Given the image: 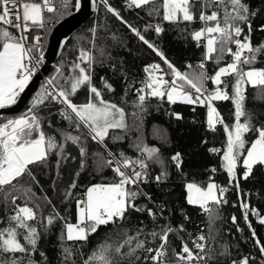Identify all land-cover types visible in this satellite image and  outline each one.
Returning a JSON list of instances; mask_svg holds the SVG:
<instances>
[{
  "label": "trees",
  "instance_id": "trees-1",
  "mask_svg": "<svg viewBox=\"0 0 264 264\" xmlns=\"http://www.w3.org/2000/svg\"><path fill=\"white\" fill-rule=\"evenodd\" d=\"M76 2L77 0H67V7L52 12L48 17H54L57 21L70 13ZM202 2L203 0H197L194 5V22L174 23L162 19V0H153L140 8L131 6L128 0H108L110 6L126 22L124 23L108 12L101 0H96L93 15L68 37L61 53L47 72L49 80L56 77L58 84H64V77L71 74L73 63L78 62V55L87 51L93 58L90 65L92 86L101 92L103 100L124 110L127 128L110 129L103 144L87 136H82L80 144H74L63 137L68 134L82 135L85 130H77L75 124H70L61 115L62 111L67 110L66 106L50 98L36 106L34 111L40 118L46 136H53L58 143H63L62 157L57 156L54 150L46 163L30 166L36 182L27 176L20 181L24 187H31L34 195L27 201L22 197L17 203L23 206L27 202L33 208L39 206L36 220L30 222L40 235L37 249L31 257L36 264H85L102 247H108L107 256L111 264H147L152 261L154 253H149L146 249H156L161 243L159 237H154L152 233L160 234L166 228L171 229L166 245L165 259L168 264H176L173 252H179L184 244L199 251L194 246L195 242L205 245L204 251L200 253L205 257V264H233V261L239 262L243 258H247L249 264H264V255H261L256 243L258 240L260 245H264V223L260 222L264 219V164H255L245 179L246 169L242 159H238L235 178L231 182L222 166L227 139L225 126L230 127L236 122L232 101L213 102L224 121L223 124H217L215 130L207 124L206 106L180 100L169 103L166 98L150 97L144 102L140 118L133 115L139 111L136 107L139 103L137 89L143 87V82L148 78L144 68L159 64L166 80H171L172 76L160 56L144 44L131 28H135L151 42L181 73H199L201 69L198 65L203 61V71L211 76L219 66L231 60L226 54L219 65L215 59L205 61V47L192 39L191 33L204 26L199 21ZM243 2L248 5L250 12L255 13L254 16H249L251 43L253 46L264 44V31L261 30L264 25V0ZM154 9L158 11H153ZM212 10L215 9L205 11L210 14ZM156 25L162 28L159 34L155 32ZM242 27L244 35H247L248 27ZM9 31L19 35L15 29L9 28ZM240 39L243 40V35ZM230 47L235 50L234 45ZM81 66L89 68L86 63H81ZM251 67L264 68V54H258ZM58 69L63 75L58 73ZM223 79L226 80L227 91L231 95L233 78L229 76ZM105 82L111 85V91L104 86ZM204 86L208 91L216 87L211 81H205ZM44 92L41 81L22 110L0 115V124L28 114L37 98L44 97ZM89 98L87 86H82L71 97L78 105L87 103ZM243 107L247 117H241V122L250 118L253 129L264 127V88L245 85ZM244 136L247 148L257 137V133L250 131ZM137 144L143 148L156 149V157L148 159L146 155H142ZM81 146L85 148L84 156L80 154ZM213 149L218 151H212ZM120 153L131 160L145 159L147 163L143 179L137 185L128 186L132 191L140 193L134 203L136 208L143 211L130 208L124 219L100 226L84 241H68L63 220H56L47 226V230L41 226L46 223L45 217L52 214L53 206L59 216L66 218L68 222H75L76 202L85 199L87 188L92 184H105L117 179L112 171L113 167L107 161L112 154L119 159ZM177 153L180 154L179 168L171 159ZM162 172L166 175L157 181L156 177ZM209 180H214L226 191L221 203L210 202V208L206 211L199 204L188 203L186 184L196 182L205 185ZM73 183L75 187H71ZM242 203L249 205L247 221L241 208ZM13 209L14 205L10 200L6 204L0 194V228L8 226L7 218L14 214ZM149 209L153 213L151 216ZM233 217L236 218L235 222ZM200 236L205 239L199 241ZM130 238L131 243H125ZM140 241L144 243V247L137 248L136 244ZM117 247H121V254L116 253ZM65 248L71 250V256L66 257ZM130 249L135 251L127 255ZM41 253L44 254L43 257ZM16 255L21 257L23 264H28L25 254ZM91 264L102 262L92 261Z\"/></svg>",
  "mask_w": 264,
  "mask_h": 264
},
{
  "label": "snow or ice",
  "instance_id": "snow-or-ice-1",
  "mask_svg": "<svg viewBox=\"0 0 264 264\" xmlns=\"http://www.w3.org/2000/svg\"><path fill=\"white\" fill-rule=\"evenodd\" d=\"M128 2L131 6L140 8L152 3L153 0H128ZM196 2L197 0H162V19L174 23L194 22L196 18L194 5ZM63 3L64 7H67V0H63ZM101 3L109 13L122 20L119 12L110 6L108 0H101ZM213 8L215 10H212L210 14L205 11ZM55 10L53 0H0V108L16 103L17 97L24 91L31 79L35 65L41 62V58L33 54L39 51L37 45L41 38L39 36L33 37L32 40L35 43L26 46L29 37L25 33L30 32L33 26L43 27V13L45 11L52 13ZM153 11L158 10L154 9ZM250 15L254 16L255 13L250 12L248 5L243 0H203L199 21L204 26L192 32L191 37L205 47V61L215 59L219 65L226 54L231 57L229 62L224 66H219L211 76L203 71L205 68L203 61L198 65V68L201 69L199 73H181L164 57L162 52L129 25L139 39L160 56L172 76L171 80H166L164 78L165 73H162L159 64H152L144 68V71L148 73V78L143 82V87L137 89L139 103L136 107L139 111L133 114L135 117L140 118L139 113L143 111L144 102L150 97L166 98L169 103L180 100L188 104L206 106L207 124L209 128L215 130V126L223 124L224 121L213 102L231 100L234 104L236 122L230 127L225 126L227 139L222 156V166L227 172L230 182L235 178L238 159H242L246 169L244 172L245 179L248 178L255 164H264V127L253 129L250 118L241 122V117H247L243 107L245 85H250L253 88H264V69L251 67L257 60L258 54H264V44L253 46L251 43ZM122 22L126 23L123 20ZM242 25L248 27L247 35H244ZM9 28L15 29L19 35L9 31ZM261 30L264 31V25L261 26ZM161 31L162 28L156 25L155 32L159 34ZM242 35L243 40L240 39ZM205 40L206 43H204ZM230 45H234L235 50ZM92 60V56L87 51H82L77 57L78 62L72 65L71 74L64 77V84H58L56 77L48 80L47 84L52 86V91L46 87L44 97L37 98L33 109H30L28 114L0 124V194L3 195L6 204L10 200L11 204L14 205V214L7 218L8 226L0 228V256L3 257L0 258V264H23L21 257L16 254H25L28 258V264H36V261L31 257L37 249L40 235L37 228L30 222L36 220L39 206L33 208L28 206L27 202L23 206L17 203L22 197L27 201L34 195L31 187H24L20 181L27 176L31 181L36 182L30 166L46 163L54 150L57 156L62 157L63 143H58L53 136H46L40 118L34 111L36 106L49 98L65 105L66 109L70 111H62L61 115L70 124H75L77 130H85L82 135L68 134L63 137L64 140L74 144H80L82 136H87L91 140L103 144L110 129L127 128L124 110L116 104L103 100L101 92L92 86L90 72ZM81 63H86L89 68L82 67ZM29 64L34 66L29 67ZM245 66H248L247 70H245ZM57 71L63 75L60 69ZM158 73L160 74L158 75ZM229 76L234 81L231 85V95L227 91L228 84L223 79ZM205 81H211L216 86L214 90L208 91L204 86ZM82 86L88 87L90 98L87 103L78 105L73 102L71 97ZM104 86L109 91L112 90L111 85L106 82ZM177 118H179L178 114ZM250 131H255L257 137L251 141L249 147L245 148L247 141L244 134ZM137 149L148 159L156 157V149L143 148L139 144H137ZM212 151L218 150L213 149ZM80 154L81 156L86 154L83 146L80 147ZM171 159L179 168L180 154H175ZM107 164H115L112 171L117 179L112 183L95 184L87 188L85 199L76 202L77 218L75 224L59 216L55 211V206H53L52 214L45 217L46 223L41 226L47 230L48 225L53 224L56 220H63L66 239L68 241H84L100 226L124 219L130 208L143 211V209L136 208L134 203L140 193L132 191L128 186L137 185L146 175L147 163L145 159L131 160L120 153L119 159L114 157L112 160H108ZM128 169L131 171H126ZM165 175L166 173L162 172L156 177V180L159 181ZM71 187H75V184L73 183ZM186 188L189 193L188 203L199 204L206 211L210 202L221 203L226 191L224 188L218 189L214 183H208L206 188L188 183ZM15 193H20V195ZM241 208L244 210V218L247 221L249 205L242 203ZM251 211L255 213L254 209ZM148 212L150 216L153 215L150 209ZM235 219L233 217V222ZM260 222L264 223V219H261ZM170 231V228H166L160 234L152 233L154 237L158 236L161 241L158 248L146 249L147 252L154 253L151 256L153 264H168L165 257ZM253 236H255L254 232ZM204 239L203 236L198 237L199 241ZM125 243H131V238ZM256 243L261 255H264V245H260L258 240ZM194 246L199 251L194 253L187 244H184L179 252L174 251L176 264H193V261L204 260L205 257L201 256L200 252L204 251L205 245L195 242ZM121 247L115 249L117 254H121ZM136 247H144V243L140 241ZM134 251L135 249H130L127 255H131ZM107 252L108 247H102L98 252H94L85 261V264H91L92 261L111 264ZM64 253L66 257L72 254L68 248L64 249ZM41 256L43 257L44 254L41 253ZM233 264H249V261L247 258H243L239 262L233 261Z\"/></svg>",
  "mask_w": 264,
  "mask_h": 264
},
{
  "label": "water",
  "instance_id": "water-1",
  "mask_svg": "<svg viewBox=\"0 0 264 264\" xmlns=\"http://www.w3.org/2000/svg\"><path fill=\"white\" fill-rule=\"evenodd\" d=\"M96 0H78L74 9L59 18L53 25L46 43L45 49V63L42 66V71L47 74L51 64L58 58L62 51L64 44L68 37L95 11ZM41 73H33L31 79L28 81L23 92L17 97L16 103L0 108V115L17 113L26 104L27 100L31 97L33 92L37 89Z\"/></svg>",
  "mask_w": 264,
  "mask_h": 264
},
{
  "label": "built area",
  "instance_id": "built-area-1",
  "mask_svg": "<svg viewBox=\"0 0 264 264\" xmlns=\"http://www.w3.org/2000/svg\"><path fill=\"white\" fill-rule=\"evenodd\" d=\"M53 5L56 8V10H63L65 8L63 0H53ZM49 14H51V13H48L46 11L43 13V17H44V19H43V27L33 26V27H31V31L30 32L25 33V35H27L29 37V40L26 42V46H31L33 43H35L32 40L33 37L39 36L41 38L39 43H38V45H37V47L39 48V51L33 53L35 56L41 58V62L38 65H35V69L36 70L37 69L40 70V67H41L42 63L45 62V49H46L45 37L47 39L48 31L50 29H52L54 23L56 22V19L54 17H48ZM33 66H34L33 64H29V67H33ZM44 77H45V75H44ZM45 79H46V81H48V78L45 77ZM47 86H48V90L52 91V86H49L48 84H47ZM114 157H115V159H118L115 154L114 155L112 154L110 156L109 160H112ZM111 166L114 167L115 164H113ZM207 208L208 209L210 208L209 204L207 205ZM193 252L195 253L197 251L193 250ZM193 264H205V263L202 260V261H193Z\"/></svg>",
  "mask_w": 264,
  "mask_h": 264
},
{
  "label": "rangeland",
  "instance_id": "rangeland-1",
  "mask_svg": "<svg viewBox=\"0 0 264 264\" xmlns=\"http://www.w3.org/2000/svg\"><path fill=\"white\" fill-rule=\"evenodd\" d=\"M69 14V13H68ZM67 15V14H66ZM65 15V16H66ZM63 17V16H62ZM50 31H51V29L49 30V32H48V35H49V33H50ZM48 38V37H47ZM46 43H47V39H46ZM204 43H206V40L204 41ZM205 51H206V49H205ZM45 63V62H44ZM44 63H42V65H41V67H40V70H36L35 69V71H34V73L35 72H40L41 73V79H40V81H39V83L42 81V83H43V86H44V88H48V86H47V81H46V79H45V77L46 78H48V76H47V74H44L43 73V71H42V66H43V64ZM224 66V65H223ZM254 68H257V69H264V68H261V67H254ZM246 70H247V68H246ZM44 75H45V77H44ZM48 80H49V78H48ZM38 86H39V84H38ZM38 88V87H37ZM86 103V102H85ZM84 104V103H83ZM16 118H19V117H15V118H11V119H16ZM256 139V138H255ZM127 171V170H126ZM129 172H130V170H129ZM110 183H112V182H110ZM188 183H194V184H196L197 186H199V187H202V188H206L207 187V184L208 183H214V184H216L217 185V188L219 189L220 188V186L215 182V181H213V180H209L205 185H200V184H198V183H196V182H187V184ZM105 184H108V183H105ZM186 184V185H187ZM92 185H95V184H92ZM92 185H90V186H92ZM89 186V187H90ZM218 194V193H217ZM188 195H189V193H188ZM76 218H77V210H76ZM76 223V221L75 222H73V224H75ZM147 264H153V261H151V262H149V263H147Z\"/></svg>",
  "mask_w": 264,
  "mask_h": 264
},
{
  "label": "crops",
  "instance_id": "crops-1",
  "mask_svg": "<svg viewBox=\"0 0 264 264\" xmlns=\"http://www.w3.org/2000/svg\"><path fill=\"white\" fill-rule=\"evenodd\" d=\"M245 70H246V68H245ZM20 117V116H19ZM214 181V180H213ZM187 198H188V190H187Z\"/></svg>",
  "mask_w": 264,
  "mask_h": 264
}]
</instances>
